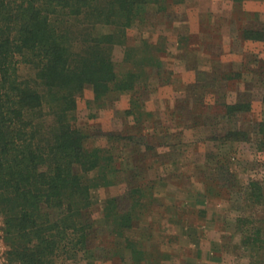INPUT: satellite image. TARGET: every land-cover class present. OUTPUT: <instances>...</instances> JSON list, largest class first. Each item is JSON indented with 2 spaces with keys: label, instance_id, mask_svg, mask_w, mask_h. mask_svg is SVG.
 <instances>
[{
  "label": "rangeland",
  "instance_id": "rangeland-1",
  "mask_svg": "<svg viewBox=\"0 0 264 264\" xmlns=\"http://www.w3.org/2000/svg\"><path fill=\"white\" fill-rule=\"evenodd\" d=\"M159 1L129 30L127 45H159L160 63L144 66L152 54L138 52L127 67L140 73L134 91L97 99L87 85L72 114L88 147L108 151L102 167L116 181L92 190L86 217L93 228L81 264H249L237 220L253 211L244 201L249 184L264 181V42L246 32L264 31V0H239L234 10L226 2L220 26L191 35L179 28L190 1ZM111 30L101 25L97 33ZM126 47L114 50L119 73ZM20 73L33 70L21 65ZM233 105L243 109L228 111ZM236 131L249 138H232ZM117 207L132 212V226L118 220ZM0 236V264H7L1 218Z\"/></svg>",
  "mask_w": 264,
  "mask_h": 264
},
{
  "label": "trees",
  "instance_id": "trees-1",
  "mask_svg": "<svg viewBox=\"0 0 264 264\" xmlns=\"http://www.w3.org/2000/svg\"><path fill=\"white\" fill-rule=\"evenodd\" d=\"M152 4L160 1L0 0V218L7 264L88 260L92 190L116 181L102 167L108 151L88 147V134L72 114L87 85L97 99L134 91L140 73L127 67L138 52L152 54L142 59L144 66L160 63L159 45H127L129 30ZM101 25L112 30L98 34ZM246 39L264 42V31H247ZM118 45L127 46L123 73L114 61ZM21 65L33 75L22 76ZM237 109L243 105L228 107ZM259 125L264 151V122ZM230 136L249 138L242 131ZM244 201L253 211L237 220L242 245L249 264H264V181H252ZM116 215L132 226V212L121 215L117 207Z\"/></svg>",
  "mask_w": 264,
  "mask_h": 264
},
{
  "label": "crops",
  "instance_id": "crops-1",
  "mask_svg": "<svg viewBox=\"0 0 264 264\" xmlns=\"http://www.w3.org/2000/svg\"><path fill=\"white\" fill-rule=\"evenodd\" d=\"M187 1H190L189 3L191 5L188 6V9L186 11V21H184L183 24H179V28L183 30L181 33L182 35H191V32H194V30L196 29L203 31L201 32V34H203L204 32H206L204 30H207L206 28L208 27L214 29L220 26L219 22L222 21L220 15H222L223 13L225 14V11H223L222 9V7L224 6L221 5L225 4L226 2H232V8L234 10V8L238 6L237 3H239L234 0H197L196 3L194 2V0ZM226 12H228V10ZM229 12L233 13L234 11H232L231 9L229 10ZM199 14H206L207 21L204 22L201 18L197 20L196 15Z\"/></svg>",
  "mask_w": 264,
  "mask_h": 264
},
{
  "label": "built area",
  "instance_id": "built-area-1",
  "mask_svg": "<svg viewBox=\"0 0 264 264\" xmlns=\"http://www.w3.org/2000/svg\"><path fill=\"white\" fill-rule=\"evenodd\" d=\"M1 243H2V240H1V236H0V260L3 259L4 254H5V250L2 249V247H1Z\"/></svg>",
  "mask_w": 264,
  "mask_h": 264
}]
</instances>
